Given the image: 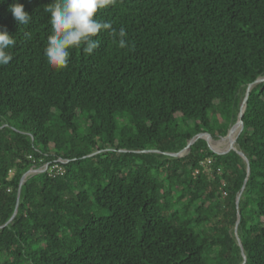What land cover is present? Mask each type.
<instances>
[{"label": "trees", "instance_id": "1", "mask_svg": "<svg viewBox=\"0 0 264 264\" xmlns=\"http://www.w3.org/2000/svg\"><path fill=\"white\" fill-rule=\"evenodd\" d=\"M51 3L0 4V31L16 41L0 66V227L19 196L0 264H264V82L236 142L249 175L237 152L203 139L165 154L237 122L264 76V0H117L97 18L123 27L128 47L101 31L60 70L44 55ZM57 163L62 173L20 190L30 169Z\"/></svg>", "mask_w": 264, "mask_h": 264}, {"label": "clouds", "instance_id": "2", "mask_svg": "<svg viewBox=\"0 0 264 264\" xmlns=\"http://www.w3.org/2000/svg\"><path fill=\"white\" fill-rule=\"evenodd\" d=\"M5 0H0L3 4ZM117 0H53L44 7L50 14L51 34L47 37L44 55L50 67L60 70L69 66L72 49H82L85 55H91L99 47L95 39L101 31L109 33L117 40L120 48L128 47L127 31H119L111 22L97 18L100 10L115 7ZM18 25H27L32 16L25 11L21 3L9 6ZM15 38L6 31H0V66H6L13 59L9 49L15 46Z\"/></svg>", "mask_w": 264, "mask_h": 264}, {"label": "water", "instance_id": "3", "mask_svg": "<svg viewBox=\"0 0 264 264\" xmlns=\"http://www.w3.org/2000/svg\"><path fill=\"white\" fill-rule=\"evenodd\" d=\"M264 82V76L262 77H259L258 79H256L252 84H250L247 89H246V93H245V97L243 98V102L241 104V108H240V112H239V115H238V120L237 122L234 124V126L228 131V134L227 136L230 134V132L232 131V129L236 126H239L240 127V130H239V133L237 135V138H236V141L235 143L237 142V139L239 137V135L241 134L242 130H243V127H244V123H243V115H244V111H245V108H246V104H247V100H248V97H249V94L251 92V89L255 86V85H258L260 83H263ZM208 137L209 138H212L211 135L209 133H200L198 135H196L194 138H192L187 146L181 150L180 152H177V153H165L166 155L168 156H171V157H174V158H181L185 155H187L190 150H191V146L196 142L198 141L199 139H203L207 142L209 148L216 154L218 155H225L227 154L228 152L230 151H235L238 153V155L243 159V161L246 163V166H247V174L249 175L250 174V164H249V160L247 159V157L236 147V148H233L231 147L228 151L226 152H223V153H219V152H216L214 149H212L210 147V143H209V140H208ZM148 152H152V153H160L159 151H156V150H151V151H148ZM37 170L35 169H30L27 173H25L21 179V182H20V190H21V187L24 185V183L26 182L27 178L26 176L28 174H30L31 172H36ZM245 186L243 187L242 191L244 190ZM241 195H242V192L238 195L237 197V200H236V203H237V206H239V202H240V198H241ZM18 205H19V196H18V200H17V206H16V209H15V212L13 214V216L11 217V219L2 227L0 228H3L5 227L6 225H8L13 219L14 217L16 216L17 212H18ZM238 226H239V218L235 224V227H234V236L242 250V253L243 252V246H242V243H241V240L238 236ZM244 256V261H245V255L243 254Z\"/></svg>", "mask_w": 264, "mask_h": 264}, {"label": "rangeland", "instance_id": "4", "mask_svg": "<svg viewBox=\"0 0 264 264\" xmlns=\"http://www.w3.org/2000/svg\"><path fill=\"white\" fill-rule=\"evenodd\" d=\"M231 133V132H230ZM230 135V134H229ZM228 135V136H229ZM225 137H227V136H225ZM225 137H221V136H219V135H217V137L216 138H212L216 143H219L222 139H224ZM219 145V144H218ZM213 146L212 144L210 145V147L212 148H218V149H221L220 151L221 152H219V153H223V152H226V151H228L232 146H230V145H232V144H230V143H223V144H221V145H219V146ZM235 145V144H234ZM236 147H237V145H236ZM225 148H228L227 150L225 149ZM186 156V155H185ZM64 163H66L65 161H64ZM35 170H37L36 172H31L29 175H27V177L26 178H29V177H33V176H35V175H38V174H40V173H42V172H46L47 170H50L51 169V166H49V164H44V165H41L40 167H37V168H34ZM102 214L103 215H105L106 214V212L104 211V212H102Z\"/></svg>", "mask_w": 264, "mask_h": 264}, {"label": "bare ground", "instance_id": "5", "mask_svg": "<svg viewBox=\"0 0 264 264\" xmlns=\"http://www.w3.org/2000/svg\"><path fill=\"white\" fill-rule=\"evenodd\" d=\"M239 130H240V127H239V126L234 127V128L232 129L230 135L227 136V137H225L224 139H222L219 143H216L212 138H209V137H208L209 143H210V145L212 144L213 146H217L218 144L221 145V144H223V143H230V144H232V145H230V146H232L233 148H236V143H235V141H236L237 135H238V133H239ZM234 144H235V145H234ZM219 145H218V146H219ZM212 149H214V148L212 147ZM214 150H215L216 152H221L220 150H216V149H214ZM28 175H29V174H28ZM26 177H27V176H26Z\"/></svg>", "mask_w": 264, "mask_h": 264}, {"label": "built area", "instance_id": "6", "mask_svg": "<svg viewBox=\"0 0 264 264\" xmlns=\"http://www.w3.org/2000/svg\"><path fill=\"white\" fill-rule=\"evenodd\" d=\"M60 163H64V162H63L62 160H60ZM208 163H211V161L209 160ZM54 170H57V171L60 172V173L63 172L62 167H61L60 164H58V163L55 164V165H53V166L51 167V170H50V171L52 172V171H54ZM223 196L226 197V196H227V193L224 192V193H223Z\"/></svg>", "mask_w": 264, "mask_h": 264}]
</instances>
